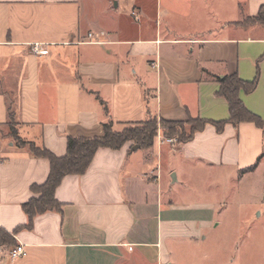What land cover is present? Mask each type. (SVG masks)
Listing matches in <instances>:
<instances>
[{"label": "crops", "instance_id": "0c3cea01", "mask_svg": "<svg viewBox=\"0 0 264 264\" xmlns=\"http://www.w3.org/2000/svg\"><path fill=\"white\" fill-rule=\"evenodd\" d=\"M264 0H0V230L15 245L0 247V264H175L177 242L198 244L215 230L210 206L182 203L162 174L171 161L197 174L221 173L234 185L259 179L264 194V134L228 121L217 79H258L241 93L264 121V26L246 24ZM91 35V36H90ZM35 45L48 51L38 55ZM9 106L19 136L56 157L67 137L96 138L150 117L209 122L187 143L153 148L129 142L99 149L84 175L66 176L55 192L62 211L29 217L23 205L46 182L47 159L8 136ZM161 172L154 174V163ZM158 169V168H157ZM159 171V170H158ZM169 183V184H170ZM24 245L26 255L9 251Z\"/></svg>", "mask_w": 264, "mask_h": 264}, {"label": "trees", "instance_id": "16d2710c", "mask_svg": "<svg viewBox=\"0 0 264 264\" xmlns=\"http://www.w3.org/2000/svg\"><path fill=\"white\" fill-rule=\"evenodd\" d=\"M246 24H258L264 26V5L260 8L257 16L247 19ZM220 88L218 96L224 98L229 106L230 118L228 121L212 123L218 132H222L226 124L238 127L242 123H253L263 131L264 121L251 113L241 99V93H253L258 86V79L253 82L243 81L238 75H227L217 79ZM9 119L7 122L8 136L15 142L19 149L26 148L33 157L47 159L50 163V173L46 182L32 187L36 195L23 205V210L29 217V223L25 228L32 227L34 218L50 211H62V204L55 198V192L62 180L69 175H84L89 169L99 149L120 150L124 145L131 142L139 149L149 150L153 148L159 134L164 140L177 139L180 143L191 141L194 135L202 131L208 121L196 118L186 122H172L158 120L150 117L146 122L127 126L122 131L114 130L112 121L102 125L103 134L96 138L67 137V152L63 157H56L44 147H37L32 142L24 141L18 133L12 107L9 106ZM189 126V130L186 129ZM12 235L0 230V247L15 245Z\"/></svg>", "mask_w": 264, "mask_h": 264}, {"label": "rangeland", "instance_id": "374dc122", "mask_svg": "<svg viewBox=\"0 0 264 264\" xmlns=\"http://www.w3.org/2000/svg\"><path fill=\"white\" fill-rule=\"evenodd\" d=\"M170 167L171 161L164 155L163 179L182 203L210 206L218 224L198 244L177 242L175 264H264V194L259 179L255 181L251 176L234 185L232 181L223 182L221 173L197 174L180 163L176 165L180 181L173 185ZM153 170L155 175L161 172L160 161L154 163Z\"/></svg>", "mask_w": 264, "mask_h": 264}, {"label": "built area", "instance_id": "2783aa9c", "mask_svg": "<svg viewBox=\"0 0 264 264\" xmlns=\"http://www.w3.org/2000/svg\"><path fill=\"white\" fill-rule=\"evenodd\" d=\"M34 51L38 55H47L48 54V51L40 48L39 45H35ZM162 140H164V139L162 138ZM164 141H166L167 143H174L177 140L176 139H167ZM25 255H26V249H25L24 245H21V244L15 246L12 250L9 251V257L12 260H16L18 258L25 256Z\"/></svg>", "mask_w": 264, "mask_h": 264}, {"label": "water", "instance_id": "95a60500", "mask_svg": "<svg viewBox=\"0 0 264 264\" xmlns=\"http://www.w3.org/2000/svg\"><path fill=\"white\" fill-rule=\"evenodd\" d=\"M221 78H223V77H221ZM136 148H139V146H137ZM173 179H175V178L173 177Z\"/></svg>", "mask_w": 264, "mask_h": 264}]
</instances>
